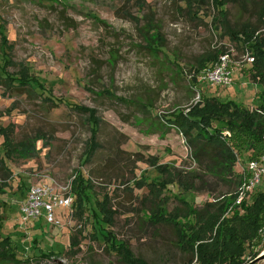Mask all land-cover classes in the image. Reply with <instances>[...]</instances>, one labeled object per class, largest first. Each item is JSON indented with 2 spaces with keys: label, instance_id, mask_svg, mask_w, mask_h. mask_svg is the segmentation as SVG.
Masks as SVG:
<instances>
[{
  "label": "rangeland",
  "instance_id": "obj_1",
  "mask_svg": "<svg viewBox=\"0 0 264 264\" xmlns=\"http://www.w3.org/2000/svg\"><path fill=\"white\" fill-rule=\"evenodd\" d=\"M224 1L225 22H219L211 0H0V64L9 59L12 77L25 71L43 88L29 95L5 92L0 85V126L11 136L10 144L0 136V188L10 219L5 232L18 239L24 259L32 254L26 251L34 238L51 255L22 264H124L104 237L92 234L96 225L149 264L189 259L172 226L150 222L146 185L180 175L193 188L168 184V212L180 206L178 197L201 210L239 189L249 154L237 155L232 175L213 172L165 122L200 102L199 94L234 100L248 110L264 101V85L252 78L243 44L230 36V30L250 26L264 37V0ZM224 53L234 61L233 85L201 83L198 67ZM49 98L59 104L51 105ZM93 115L100 119L99 149L90 155ZM79 175L93 187L87 223L77 206L61 209L54 225L21 220L29 188L48 185L70 194ZM259 190L264 184L245 201L251 204ZM104 201L114 213L113 225L103 221L97 206ZM242 201L239 196L237 203ZM245 248L242 261L252 264L264 253L260 232Z\"/></svg>",
  "mask_w": 264,
  "mask_h": 264
},
{
  "label": "trees",
  "instance_id": "obj_2",
  "mask_svg": "<svg viewBox=\"0 0 264 264\" xmlns=\"http://www.w3.org/2000/svg\"><path fill=\"white\" fill-rule=\"evenodd\" d=\"M211 1L218 10L219 22H225L227 17V12L223 9L225 1ZM262 14L264 17V10ZM230 36L243 44L245 59L247 55L254 58L251 64L252 78L264 85V37L259 33V29L247 26L236 31L230 30ZM150 50L152 53L156 52V50ZM218 58L214 56L207 59L198 67L197 73L212 66ZM7 64H11L9 59L4 65L0 64V85L4 86L5 92H22L31 95L35 89H43L39 81L29 77L25 71L12 77L7 71ZM192 82L195 86L198 84L195 78ZM48 100L53 106L59 104L50 98ZM61 103L78 111H87L82 106L71 105L65 101ZM143 107L146 106L143 105ZM91 118L94 139L90 147V155L99 149L95 138L100 121L94 115ZM165 124L175 126L184 135L198 163H209L212 165L213 172L217 171L226 176L232 175L237 163V155L243 153L249 154L248 161L264 157V101L259 102L256 109L248 110L234 100L223 102L217 97L200 94V102L190 106L187 111L175 113ZM224 132H229L231 137L225 136ZM0 136L5 139V143H11L8 130L1 126ZM20 146L27 150L26 145ZM29 149L35 152L36 147L32 146ZM176 181L180 184L184 183L183 186L188 190L193 188L192 185L182 181L180 175H169L167 179L161 178L146 185L149 189L148 198L153 206L150 222L174 228L178 246L189 255L185 264H244L242 260L246 254L245 244L256 240L258 232L264 225V191L259 190L251 195V204H248L245 198L239 205L237 201L243 183L241 178L238 184L239 189L230 197L224 196L201 210L193 208L185 199L178 197L180 206L169 213L167 210L169 199L164 196V192L168 184ZM87 182L85 183L82 175H79L71 185V194L74 198L72 206L78 207L81 219H84L86 223L90 217H85L84 212L90 202L88 192L93 188L89 184L90 181ZM5 193L6 191L0 188V260L22 264L43 256L50 258L49 253L39 248L35 238L32 240L31 248L26 251L28 253L32 249V254L29 253L27 259L20 256V242L11 233L5 232L10 220L2 203V196ZM26 197H23V201ZM97 206L103 215V221L113 225L114 213L108 207L107 201L98 203ZM93 217L95 219L97 215L93 214ZM97 220L98 218L95 222H98ZM40 221L44 225H49L44 220ZM92 234L96 237L100 235L104 237L111 248L120 255L124 264H149L146 260L136 257L125 243L117 240L112 232L102 230L96 225Z\"/></svg>",
  "mask_w": 264,
  "mask_h": 264
},
{
  "label": "built area",
  "instance_id": "obj_3",
  "mask_svg": "<svg viewBox=\"0 0 264 264\" xmlns=\"http://www.w3.org/2000/svg\"><path fill=\"white\" fill-rule=\"evenodd\" d=\"M246 61L251 64L254 58L247 55ZM234 61L229 53L220 55L218 60L201 72L200 82L210 86L228 88L233 85ZM200 100V94L197 97ZM264 184V157L259 160H250L247 163L246 174L240 187L242 199L250 191H256ZM73 205L72 194L58 193L48 185H34L29 188L25 202L20 208L22 221L44 220L49 225L57 224L58 212L61 209H69ZM261 239L264 242V225L260 230Z\"/></svg>",
  "mask_w": 264,
  "mask_h": 264
},
{
  "label": "water",
  "instance_id": "obj_4",
  "mask_svg": "<svg viewBox=\"0 0 264 264\" xmlns=\"http://www.w3.org/2000/svg\"><path fill=\"white\" fill-rule=\"evenodd\" d=\"M261 261H264V253L262 255H260L257 259H255V261L253 263H258V262H261Z\"/></svg>",
  "mask_w": 264,
  "mask_h": 264
},
{
  "label": "crops",
  "instance_id": "obj_5",
  "mask_svg": "<svg viewBox=\"0 0 264 264\" xmlns=\"http://www.w3.org/2000/svg\"><path fill=\"white\" fill-rule=\"evenodd\" d=\"M40 222V224H42V221H39ZM47 226V225H46Z\"/></svg>",
  "mask_w": 264,
  "mask_h": 264
}]
</instances>
